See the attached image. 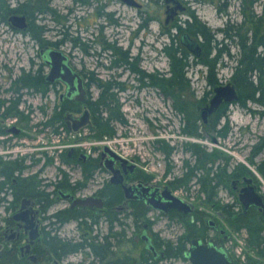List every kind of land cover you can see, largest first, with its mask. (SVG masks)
I'll list each match as a JSON object with an SVG mask.
<instances>
[{
	"label": "flooded vegetation",
	"instance_id": "flooded-vegetation-1",
	"mask_svg": "<svg viewBox=\"0 0 264 264\" xmlns=\"http://www.w3.org/2000/svg\"><path fill=\"white\" fill-rule=\"evenodd\" d=\"M76 1L82 6L90 5V0ZM118 1L139 11L143 7L138 0H133L135 6ZM179 1L183 10L175 9L177 3L164 0V25H170L185 12L191 19L194 14L197 16L187 1ZM169 8L176 13L167 21ZM7 18L10 27L17 29ZM41 59V68L49 71L44 57ZM67 64L82 78V93L70 90L61 79L47 81V71L40 75L39 86L26 80L16 81L22 77L20 74L9 81L0 95V264H165L171 260L192 264L187 253L194 239L206 244L216 241L236 264H264V227L251 230L248 225L255 214L264 218V190L254 174L239 166L227 169V178L224 168L214 170L207 162L193 173L190 161L185 160L182 175L169 177V164L164 175L159 176L148 172L138 157L123 156L105 143L96 144L94 139L110 136H96L92 129L95 122L89 107L90 78L68 56ZM121 64L113 66L120 68ZM139 81L140 88L148 85ZM23 90H31L45 101L48 94L58 92V104L50 107L49 115L46 103L39 107L40 114L45 115L43 122L38 123L29 106L25 112L22 110ZM84 111L85 123L74 130ZM33 121L41 127L38 132L49 127L57 136L60 144L51 146L54 151L50 155V146H28L37 140L38 134L32 132L36 128L32 127ZM116 122L120 123L113 121V125ZM86 128L90 132L82 136ZM104 147L125 161L113 158ZM186 151L195 155L191 147ZM260 172L264 175V169ZM189 176L190 180L179 185ZM192 182L204 195L202 208L178 194L188 191ZM208 183L214 185L213 194L205 187ZM168 192L180 197L191 211L155 207L153 201H165ZM254 195L261 197L262 205L251 202ZM82 198H92L90 205H78L76 200ZM161 218L181 226L182 232L175 241L164 238L155 228ZM68 225L74 226L77 238L62 233Z\"/></svg>",
	"mask_w": 264,
	"mask_h": 264
},
{
	"label": "rangeland",
	"instance_id": "rangeland-1",
	"mask_svg": "<svg viewBox=\"0 0 264 264\" xmlns=\"http://www.w3.org/2000/svg\"><path fill=\"white\" fill-rule=\"evenodd\" d=\"M138 1L143 6L141 11L118 0H90V5L87 6L79 5L76 0H41V4L38 3L39 0H5L11 9L29 3V8L34 9V17L26 16L27 13L22 10L12 13L25 15V29L10 27L7 18L10 15L0 18V95L8 87L9 81L20 74L27 83L39 84L40 75L48 71L47 67L41 68V52L45 49L61 51L77 69L86 72L90 79L93 76L123 87L118 90L114 88V91L121 103L120 110L125 122H116L115 136L94 139L96 144L105 143L123 156L138 157L141 164H146L148 172L159 176L164 175L170 164L172 169L168 176L171 178L184 173L185 160L190 161L193 167L196 165L197 158L186 150L190 148L189 145L197 144L212 154L207 161L209 168L232 170L244 167L254 174L264 190V175L260 172V169H264V94L258 91L254 100H247L241 105V90L233 79L243 54L242 43L248 40V44L252 45L253 40L256 42L260 35L264 36V0H185L189 3L187 6L190 11H195L213 36L209 37L213 38V51L209 59L216 63L215 74L218 79L214 85L209 84V66L201 63L191 65L187 74L195 92L191 100L205 97L206 102H209L214 96L215 87L223 84L231 83L238 89V100L223 102L227 108L226 116L220 118L217 128L224 131L225 125L227 126L228 133L225 137L218 135L211 123L222 105L208 116V124H205L201 115L204 102L198 112L200 136L189 135L183 132L186 126L185 116L174 108L171 98L166 97L159 88L148 85L138 87L139 74L135 68L146 73L169 71V57L165 47L172 42L186 48L191 54L189 58L192 62L194 58L206 59L202 45L204 38L201 35L194 36L186 30L188 20L193 21L186 12L166 26L164 0ZM103 4L106 6L104 9L101 8ZM42 7L48 10L44 11ZM33 18L40 30L35 36L29 35L32 30L29 20ZM183 34H189L200 43V55L190 52L181 42ZM51 45L56 47L52 48ZM219 49L224 51L221 56H218ZM258 50L261 53L264 48L259 47ZM125 57L128 63L124 62ZM114 63L123 64L119 68L113 66ZM254 79L257 82L256 77ZM58 92L48 94L45 101L33 91L23 90L25 103L22 110L25 112L29 106L38 123L43 122L45 115L40 114L39 107L46 103L45 111L49 115L50 107L58 104ZM98 96L99 88L91 83L90 98L96 101ZM33 122L32 127L36 128L32 132L38 134L35 137L37 140H34L36 144L28 146L33 149L60 144L52 128L47 127L40 133L38 131L41 127ZM88 132L90 131L86 128L81 135ZM50 147L48 155L54 151ZM171 147L175 150L167 156V150ZM214 154H218V159ZM214 158L215 162L211 160ZM224 181H227L226 177ZM178 194L202 208L204 195L197 183L192 182L188 191H179ZM253 219L248 224L251 230L253 227L256 230L264 227V218L255 214ZM155 228L159 229L164 238L173 241L182 232L181 226L168 218H161ZM62 233L76 238L78 236L73 225H68ZM241 241L244 244V240ZM165 264L187 263L171 260Z\"/></svg>",
	"mask_w": 264,
	"mask_h": 264
},
{
	"label": "trees",
	"instance_id": "trees-1",
	"mask_svg": "<svg viewBox=\"0 0 264 264\" xmlns=\"http://www.w3.org/2000/svg\"><path fill=\"white\" fill-rule=\"evenodd\" d=\"M40 1L41 0H39L38 2L39 4L42 3ZM29 7L30 6L25 3L23 6H19L17 9H11L7 6L5 0H0V18L7 17L10 13L18 12L19 10L26 12V16H30L32 18L34 17V9L32 10ZM42 8L44 11L48 10L46 7ZM192 19V22L188 21L186 30L194 36L201 35L204 38L202 45L205 48L206 59L194 58L192 62L189 58L191 54L187 51V49L172 42L170 45H167L165 47V52L169 57L170 67L168 72L146 73L143 70H139L138 68H135V70L138 71L137 73L140 76L139 79L143 84H148L159 88L166 97H169L173 100L174 108L178 110L179 113L184 114L186 126L183 128V132L189 135L200 136V134L198 133V112L204 102H206V98L203 97V99L195 101L191 100V98L195 96V92L192 89L191 80L187 75L188 68L191 65L198 63L207 65L210 68L208 75L209 84L214 85V83L218 82V79L215 74L216 63H212L209 59V56L213 51V46L211 44L213 38L209 39L211 35L209 29L206 24H204L198 18V16L194 14L192 16ZM29 21L32 24V30L30 31L29 35L33 36L35 33H39L40 30L38 27H36L34 18L33 20L31 19ZM211 37L213 36L211 35ZM258 39L259 40H257L256 42L253 40L252 45L248 44V40L242 43V58L239 60V66L235 72V75L233 76V79L235 80V82H237L241 90L242 95L239 100L241 105H244L247 100H254L255 95L256 93H258V91L262 95L264 94V50L261 53L258 52L259 47L264 48V36L260 35ZM222 53H224V51L222 49H219L218 56H221ZM124 61L128 63V59L126 57L124 58ZM255 77L257 79V82H255ZM18 80H22L23 82L25 78L19 77L16 81ZM89 80V83H95L99 88V96L97 100H91L89 102V107L92 109L95 122L92 129H94V131L96 132V136H113L115 134L113 121H118L120 123L124 122V118L120 110V102L116 92L114 91V88L123 89V87L119 86V84H116L115 82H103L98 78H94L93 76ZM226 109L227 108L225 106L220 108L214 121L211 122L212 128L217 132L218 135L222 137H225L228 133L227 126L225 125L224 131H222L217 128V125L220 118H222L224 115L226 116ZM103 113H106V115H104ZM189 146L191 147L192 152L197 156L198 160V163L194 167H191V171L194 173L195 170H199L201 169V167L206 166V162L209 161L212 154L206 152L204 149H201V147L197 144ZM172 149L173 147H171L170 150H167L168 154ZM213 156L217 158L218 154H214ZM243 169L246 168L243 167ZM224 170L226 177L228 178L230 174L227 173V168H224ZM190 178L191 176H189L187 179H182V181H179V185H182V183H186L188 180H190ZM205 187L209 189L210 194H213V184L211 185V183H208V185H206Z\"/></svg>",
	"mask_w": 264,
	"mask_h": 264
},
{
	"label": "water",
	"instance_id": "water-1",
	"mask_svg": "<svg viewBox=\"0 0 264 264\" xmlns=\"http://www.w3.org/2000/svg\"><path fill=\"white\" fill-rule=\"evenodd\" d=\"M125 3L129 5H137L136 2L133 0H123ZM167 2L173 1L177 3V6L175 9L183 10L184 7H182V4L179 0H166ZM175 9L169 8L167 10L168 18L171 19L174 14L176 13ZM9 21L12 22L13 26L18 28H25L26 27V17L25 15H16L12 14L9 17ZM181 42L188 48L190 52L196 55H200L201 47L200 43L196 40H194L189 34H183L181 37ZM42 57H44L45 64L48 65L49 71L46 76L47 81H54L55 79H61L64 81L68 86L69 89L75 90L78 89V92L82 93L84 91V88L82 86V78L74 72L69 65L67 64V56L58 50L55 49H45L41 52ZM74 81L76 82L75 86ZM214 96L211 98L208 105L202 108L201 115L205 122L208 121V116L211 115L216 109L220 107V105L226 101V102H232L239 99L238 89L236 85H232L231 83H228L226 85H220L215 87L214 89ZM87 116V111H84L83 115L79 119V123L74 127V130H76L79 126L83 125L86 121L85 117ZM104 151L107 152L109 155H111L115 159H120L122 161H125L122 159L119 155H117L115 152L110 150L108 147H104ZM166 200L161 201L156 200L152 203L155 207L168 210L169 208H177L184 212L191 211V207L184 202L180 197H177L170 192L167 193ZM92 198H82L77 199L76 203L78 205L82 206H88L90 205ZM152 201V200H150ZM252 203L256 205H262L263 202L261 200V197L259 195H254L252 200ZM248 205V204H246ZM188 257L192 264H236L232 258L228 255L226 250L220 246L217 245L216 241H211L210 243H202L199 239H194L192 241L191 247L188 250Z\"/></svg>",
	"mask_w": 264,
	"mask_h": 264
}]
</instances>
